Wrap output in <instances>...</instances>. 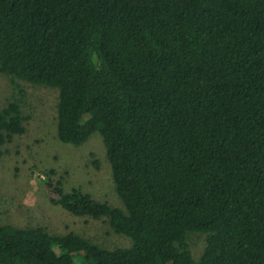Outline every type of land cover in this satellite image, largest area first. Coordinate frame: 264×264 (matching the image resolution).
I'll return each mask as SVG.
<instances>
[{"label":"trees","instance_id":"trees-1","mask_svg":"<svg viewBox=\"0 0 264 264\" xmlns=\"http://www.w3.org/2000/svg\"><path fill=\"white\" fill-rule=\"evenodd\" d=\"M0 74L57 91L60 142L101 137L122 208L59 180L50 202L130 240L0 224V264H264V0H0Z\"/></svg>","mask_w":264,"mask_h":264},{"label":"rangeland","instance_id":"rangeland-1","mask_svg":"<svg viewBox=\"0 0 264 264\" xmlns=\"http://www.w3.org/2000/svg\"><path fill=\"white\" fill-rule=\"evenodd\" d=\"M14 83L0 74V107L14 93L27 118L25 132L0 147V224L41 227L54 235L72 231L103 248L128 247L130 240L114 234L104 219L73 217L50 202L55 197L51 186L59 180L65 192L77 188L95 201L122 208L101 137L93 134L79 146L60 142L55 121L57 91L16 81L23 91L20 94ZM187 243L193 256H198L205 235L191 233Z\"/></svg>","mask_w":264,"mask_h":264}]
</instances>
